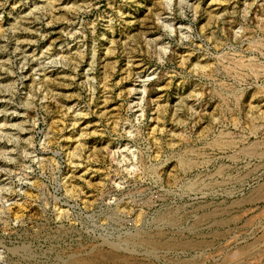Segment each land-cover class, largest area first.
<instances>
[{"label":"rangeland","instance_id":"rangeland-1","mask_svg":"<svg viewBox=\"0 0 264 264\" xmlns=\"http://www.w3.org/2000/svg\"><path fill=\"white\" fill-rule=\"evenodd\" d=\"M88 262L264 264V0H0V264Z\"/></svg>","mask_w":264,"mask_h":264},{"label":"bare ground","instance_id":"bare-ground-1","mask_svg":"<svg viewBox=\"0 0 264 264\" xmlns=\"http://www.w3.org/2000/svg\"><path fill=\"white\" fill-rule=\"evenodd\" d=\"M152 240V239H151ZM142 241V240H141ZM145 242V241H144ZM152 244V243H151ZM154 245V244H153ZM187 246V245H186ZM156 247V246H155ZM171 247V246H170ZM191 248V247H190ZM85 263V262H84ZM87 263V262H86ZM88 264H90L89 262H88Z\"/></svg>","mask_w":264,"mask_h":264}]
</instances>
